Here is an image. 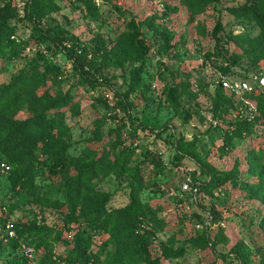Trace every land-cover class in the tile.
I'll list each match as a JSON object with an SVG mask.
<instances>
[{
	"label": "rangeland",
	"instance_id": "obj_1",
	"mask_svg": "<svg viewBox=\"0 0 264 264\" xmlns=\"http://www.w3.org/2000/svg\"><path fill=\"white\" fill-rule=\"evenodd\" d=\"M3 1L0 0V7ZM26 1L11 0L8 19L17 28L14 37L22 49L18 50L19 56L6 54L0 58V92L28 67L30 61L42 55L60 70L58 83L48 87L50 94L57 97L70 93L75 97L74 108L62 109L60 117L69 131L67 136L59 138L62 150L77 156L84 149L98 148L100 154L102 143L107 140L105 137L103 142H96L94 123L100 119L103 121L100 133L104 135L120 124L124 126L123 148L130 153L132 168L144 159L147 151L153 153L150 158L154 163L159 160L161 166L146 163L140 173L131 171L122 177L112 175L97 183L98 189L111 197L108 208L120 209L130 202L142 181L137 200L153 210L159 209L156 220L148 219L140 227L141 231L150 233L152 257H159L160 264H235L234 260L221 262L218 255L225 254L240 241L253 245L262 242L263 247L264 122L261 119L253 132L243 134L241 139L232 137L230 146L224 145L225 133L229 131L232 136L231 131H234V126L230 125L247 117L248 104L257 109V102L247 99L243 92L235 95L234 111L214 112V89L223 78L248 80L252 89L246 92L261 93L264 99V62L252 65L255 49L246 43L239 47L231 39L246 35L252 39L259 33L258 28L238 21L228 11L246 0H213L199 14L192 13L185 0H113L125 13L124 17H120L113 7L97 1L98 20L87 18L80 0H57L59 10L44 18L40 27L48 31L54 25L64 27L78 39L83 49L89 48L91 39L97 34L105 38L115 37L122 31L125 20L131 17L139 20L147 16L159 17L156 21L158 32L146 31L145 38L152 45V53L141 71L138 89L131 95L126 93L131 83V71L138 66L137 63L94 72V78L103 84L93 89L79 86V76L64 53L49 42L40 43L32 38L33 23L24 14ZM168 12L169 15L165 16ZM217 21H220L222 30L217 38H213L211 33ZM162 30H167L172 37L166 50L161 49L164 41L159 32ZM217 39L220 51L225 54L219 61L206 57V53L213 52ZM241 41L245 42L244 39ZM231 53L238 56L235 62L228 58ZM225 68L229 71L223 75ZM28 116L22 111L16 119L25 120ZM181 143H192L194 148L179 147ZM44 159L39 147L15 168L16 174L25 173L35 184L43 185L39 193L13 190L9 179L11 168L4 172L0 170V205L14 210L10 216L14 229L18 222L31 225L30 221L37 213L45 217L47 225L62 224L59 214L67 212V206L48 195V182L39 172L43 165L37 164ZM253 159L258 162H250ZM236 161L239 162L237 180L262 183L258 191L253 189L252 192L262 199H250V193L245 194L240 186H235L227 178L222 185L211 190L204 187L210 173L228 172ZM251 169H254L253 173ZM39 208H44L43 215ZM22 209L31 210L32 214L28 216ZM214 209L222 212V221H225L221 240L214 239L217 244L214 251L191 250L186 241L193 234L195 223L205 221L209 211ZM81 211L80 206L76 208V216H80ZM157 219L159 226L155 225ZM1 225L2 218L0 264H8L14 252L11 244L2 238ZM107 238L103 236L100 241ZM100 241L94 247L95 251ZM182 247L186 251L174 257ZM114 248L113 243L108 244L99 255V263L111 256ZM55 252L65 255L68 249L57 244Z\"/></svg>",
	"mask_w": 264,
	"mask_h": 264
},
{
	"label": "trees",
	"instance_id": "obj_2",
	"mask_svg": "<svg viewBox=\"0 0 264 264\" xmlns=\"http://www.w3.org/2000/svg\"><path fill=\"white\" fill-rule=\"evenodd\" d=\"M97 1L113 7L120 17L125 16L113 0H80L87 18L98 20ZM212 1L185 0L184 3L192 13L199 14L205 11ZM165 4L166 7H170L169 4ZM10 7L11 0H4L3 6L0 7V58L6 54L19 56L18 50L22 49L14 37L17 28L11 25L8 19ZM58 10L57 0L26 1L24 14L33 23L32 38L40 43L49 42L60 49L79 76L77 84L85 88L93 89L103 84L94 78V72L137 63L138 66L131 71V83L126 95L134 93L139 86L141 71L152 53V45L146 41L145 34L146 31L158 32L156 21L159 17L147 16L143 20L131 17L125 20L122 31L115 37L105 38L97 34L91 39L89 48L83 49L78 39L64 27L54 25L51 31L42 30L40 27L44 18ZM228 11L238 21L258 28L259 33L255 38L251 39L249 35H246L234 36L231 39L239 47L242 43H246L255 49L252 65L257 66L260 62H264V0H246L242 5L231 7ZM167 15L169 12L165 14ZM221 30V23L217 21L211 33L212 37L217 38ZM159 36L164 41L161 49L166 50L172 37L167 30L159 32ZM220 50L217 39L213 52L206 53V57L215 61L223 60L225 54H222ZM237 57L236 53H231L228 58L233 59L231 62H235ZM228 71V68H225L223 75H226ZM59 72L56 64L40 55L35 61H30L28 67L21 74L13 77L0 92V163L4 162L11 168L9 179L12 189H26L34 193L42 191L43 185L35 184L34 180L27 177L25 173L23 175L15 173L16 166L22 165L26 156L41 147L45 159L37 164L43 165L39 172L40 176L48 182V195L58 198L67 206V212L59 214L61 225H47L45 217L37 213L29 226L22 222L15 223L16 236L10 239L6 238L4 226L14 210L2 205L4 208L0 215L2 238L11 244L14 252L8 264H27L26 257L20 251L21 245L32 248L39 263L83 264L93 260L95 264H160L159 257H152L150 233L140 229L146 220L152 218L156 220L159 211L137 200L142 181L139 182L130 202L120 209L108 208L107 204L111 197L98 189L97 184L112 175L122 177L131 171L140 173L143 164L154 163L150 158L153 153L147 151L144 159L132 168L130 163L133 161L130 153L123 148L124 126L120 124L114 129H109L104 135L100 133L103 123L100 119H96L94 123L96 142H103L104 138H107L106 143H102L100 154L98 148L84 149L77 156L69 155L67 151L62 150L63 145L59 138L69 133L66 125L60 121L62 109L72 110L76 103L75 97L70 93L57 97L50 94L48 87L50 84L58 83ZM213 94L214 112L223 114L236 109V100H234L236 94L223 88L221 83L216 86ZM244 96L247 99H255L258 115L252 120L239 118L234 121L230 125L234 126V131H231L232 136L229 135V131L225 133L224 145L226 146H230L232 137L241 139L243 134L253 132L258 121L262 119L264 122L263 95L244 92ZM22 111L29 114L28 118L17 120L16 116ZM181 146L194 148L192 143H181L179 147ZM176 158L179 160L181 157ZM250 162L257 163L258 160L253 159ZM154 165L161 166V163L156 160ZM238 171L239 162L236 161L228 172L210 173L209 181L204 187L211 190L213 187L222 185L227 178L235 186H240L245 194L250 193V199H262L260 195L252 193L253 189L258 191L262 183L239 182ZM253 171L254 169H251V173ZM261 181L262 176H260ZM79 206L82 214L76 216L75 210ZM39 210L43 215L44 208ZM22 212L28 216L32 214L31 210L27 212L26 209H22ZM222 220L221 211L215 209L209 211L205 221L195 223L193 234L189 235L186 241L187 247L191 250L214 251L217 245L214 239L221 240L224 233L225 221ZM159 224V220L155 221L156 226ZM197 225L200 227L197 228ZM262 229H264V223L261 225ZM69 234H71L70 237H68ZM103 236L108 238L100 241ZM99 241L100 245L95 251L94 247ZM110 243H113L115 247L113 254L99 263L100 253ZM57 244L64 246L68 252L65 255L56 253ZM263 249L262 242L253 245L240 241L234 243L225 254H220L218 257L221 258V262L234 260L235 264H264ZM184 251H186L184 247L180 248L174 257L181 256Z\"/></svg>",
	"mask_w": 264,
	"mask_h": 264
},
{
	"label": "built area",
	"instance_id": "obj_3",
	"mask_svg": "<svg viewBox=\"0 0 264 264\" xmlns=\"http://www.w3.org/2000/svg\"><path fill=\"white\" fill-rule=\"evenodd\" d=\"M221 85L223 88L228 89L235 94H242L243 92L251 91V89H252L248 80H243V79L242 80L229 81L226 78H223L221 80ZM248 106H249V113H248L247 117H245V119L252 120L255 116L256 108L250 104H248ZM241 115L243 117V114H241ZM0 170L2 172L9 171L10 166L8 164L2 162V163H0ZM3 209L4 208L2 207V205H0V215H1ZM208 223L209 222H207V224ZM199 227H200V225H197V228H199ZM4 231L6 234V238L11 239V238H14L16 236L14 225H13L11 219L6 220L5 226H4ZM70 236H71V234L68 235V237H70ZM20 251L26 257L27 264H48V263L37 262L36 257H35V253H34L32 248L26 247L25 245H21ZM63 264H67V263L64 262ZM83 264H95V263L92 260V261L85 262Z\"/></svg>",
	"mask_w": 264,
	"mask_h": 264
}]
</instances>
